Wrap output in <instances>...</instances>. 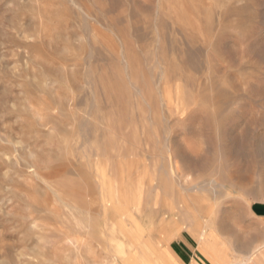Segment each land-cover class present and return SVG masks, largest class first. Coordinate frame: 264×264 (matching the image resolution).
Here are the masks:
<instances>
[{"label":"rangeland","instance_id":"374dc122","mask_svg":"<svg viewBox=\"0 0 264 264\" xmlns=\"http://www.w3.org/2000/svg\"><path fill=\"white\" fill-rule=\"evenodd\" d=\"M260 203L264 0H0V264H221Z\"/></svg>","mask_w":264,"mask_h":264},{"label":"crops","instance_id":"0c3cea01","mask_svg":"<svg viewBox=\"0 0 264 264\" xmlns=\"http://www.w3.org/2000/svg\"><path fill=\"white\" fill-rule=\"evenodd\" d=\"M250 211L254 226H257L262 234L255 235L243 244H236L235 239L220 234V242L226 246L221 264H264V204H255ZM172 223L175 224L155 225L153 229L149 228V231L142 227L138 243L144 241L145 235L153 242L147 250L141 251V256L148 259L149 264H217L201 250V239L195 230L188 232L178 227L176 221ZM146 232L148 234H142ZM240 236L241 234L238 235ZM127 239L130 241L128 235Z\"/></svg>","mask_w":264,"mask_h":264},{"label":"bare ground","instance_id":"6f19581e","mask_svg":"<svg viewBox=\"0 0 264 264\" xmlns=\"http://www.w3.org/2000/svg\"><path fill=\"white\" fill-rule=\"evenodd\" d=\"M169 160V168H170V170L172 169V172H173V162L171 161V159H168ZM222 185V184H221ZM224 185H226V184H224ZM196 189V188H195ZM206 198V197H205ZM205 198H203V199H205ZM136 258L137 257V252H135V253H133V252H129V255L128 256H125V258H123L121 261H120V263L121 264H129L130 263V261H132V259H134V258ZM119 263V264H120Z\"/></svg>","mask_w":264,"mask_h":264}]
</instances>
